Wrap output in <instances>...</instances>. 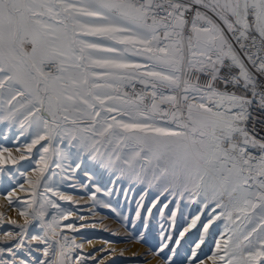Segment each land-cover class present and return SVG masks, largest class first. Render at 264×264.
Masks as SVG:
<instances>
[{
	"label": "snow or ice",
	"instance_id": "obj_1",
	"mask_svg": "<svg viewBox=\"0 0 264 264\" xmlns=\"http://www.w3.org/2000/svg\"><path fill=\"white\" fill-rule=\"evenodd\" d=\"M4 121L33 128L27 151L41 145L42 154L36 179H28L33 202L20 211L25 223L17 225V236L6 233L16 243L0 247V264H29L16 252L26 241L45 245L48 259L37 264L96 259L71 258L84 244L61 234L60 221L71 211L44 221L45 204L60 207L51 199L32 213L44 235L27 236L28 209L53 154L72 157L73 171L87 157L133 183L155 184L181 199L187 194L205 208L213 204V212L220 209L214 219L226 223L212 264H264V136L256 132L264 125V0H0ZM24 159L0 148V165ZM208 226L202 225L205 233ZM5 253L11 258L3 259ZM186 264L205 262L193 250Z\"/></svg>",
	"mask_w": 264,
	"mask_h": 264
},
{
	"label": "rangeland",
	"instance_id": "obj_2",
	"mask_svg": "<svg viewBox=\"0 0 264 264\" xmlns=\"http://www.w3.org/2000/svg\"><path fill=\"white\" fill-rule=\"evenodd\" d=\"M136 87L140 90L141 85L137 84ZM34 135L33 128L21 129L18 123L0 122V148H8L17 159L22 154L27 157L17 164L9 162L0 165V247L16 243L15 239H6V233L11 232L14 237L17 236L20 231L17 225L25 223V217L20 215V211L33 202L28 179H36L34 169L42 154L41 145L33 148L30 154L27 151V145ZM53 147L67 151L63 145L54 144ZM57 163L61 166L56 167ZM75 163L72 157L64 160L58 154H53L49 159V167L35 190L36 205L28 209V219L31 221L27 225L28 237L44 235L45 230L40 227L39 219L32 218V213L41 202L51 199L60 207L57 209L45 204L44 211L47 214L44 221L50 222L51 217L59 216L61 211H71L72 215L67 220L60 221L61 234L66 235L69 241L75 238L77 244H84L83 249H76L71 253V258L75 259L78 254L96 256L95 260L88 259L82 264H98L101 259L104 264H166L168 257L172 264H186V259L193 250L197 252L198 259L205 264H212L209 257L216 253V244L225 231L226 221L223 218L214 219L220 209L213 212L214 205L211 203L205 208L199 199L190 201L187 194L181 199L175 191H165L155 184L146 186L133 183L120 173L114 174L113 170L101 167L87 157L83 158L79 169L73 171ZM21 184L24 191L20 190ZM46 186L71 196L72 201L60 200L52 192L45 191ZM10 193H14L11 204L7 198ZM140 204L143 207H138ZM153 204L155 207H152ZM164 204L168 207L163 208ZM149 208L150 215L147 213ZM172 212H175L174 218L171 216ZM197 215L200 220L181 239L179 233L189 227L191 220ZM13 220L17 224H12ZM209 220L212 222L209 223ZM68 224H73L78 231L66 227ZM204 224L209 225L206 233L202 227ZM241 231L245 229L242 228ZM169 235L171 241L165 240ZM49 239L58 250L55 242ZM56 239L59 240L60 237ZM201 239L204 242L199 249H195L194 245ZM177 240L178 245L175 243ZM164 243L168 247L159 251ZM29 247L31 255L28 254ZM44 247L39 241H32L30 245L26 241L25 248L16 250L17 257L27 260L29 264H37L39 260L48 259L43 256ZM98 249L108 251H97ZM112 249L115 251L112 252ZM173 249L174 256L170 251ZM2 258L10 259L11 254L5 253ZM68 264H71V260Z\"/></svg>",
	"mask_w": 264,
	"mask_h": 264
},
{
	"label": "built area",
	"instance_id": "obj_3",
	"mask_svg": "<svg viewBox=\"0 0 264 264\" xmlns=\"http://www.w3.org/2000/svg\"><path fill=\"white\" fill-rule=\"evenodd\" d=\"M142 87L143 86H141L140 88H142ZM262 129H264V125H257L256 132L258 133L259 136H264V131H262Z\"/></svg>",
	"mask_w": 264,
	"mask_h": 264
},
{
	"label": "crops",
	"instance_id": "obj_4",
	"mask_svg": "<svg viewBox=\"0 0 264 264\" xmlns=\"http://www.w3.org/2000/svg\"><path fill=\"white\" fill-rule=\"evenodd\" d=\"M133 59L139 60L140 58L139 57H133Z\"/></svg>",
	"mask_w": 264,
	"mask_h": 264
}]
</instances>
